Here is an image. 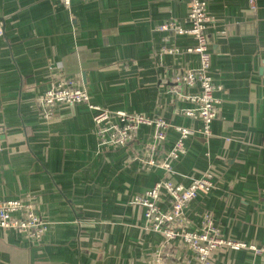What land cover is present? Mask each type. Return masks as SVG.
<instances>
[{
    "label": "crops",
    "instance_id": "0c3cea01",
    "mask_svg": "<svg viewBox=\"0 0 264 264\" xmlns=\"http://www.w3.org/2000/svg\"><path fill=\"white\" fill-rule=\"evenodd\" d=\"M253 3L205 0L218 112L210 135L184 138L167 170L161 162L174 129L157 140L143 124L127 145H101L87 103L58 104L45 117L39 100L57 81L72 82L104 109L200 129L198 114L184 113L195 102L182 96L200 86L172 81L199 66V54L185 51L197 41L158 28H188L187 0H71L69 8L61 0H0V199L32 202L46 224L34 240L0 227V264H159L164 237L134 195L159 180L187 186L206 173L213 186L189 201L183 229L200 230L209 214L223 237L247 244L214 249L210 264H264L248 247L264 246V0ZM168 199L161 189L162 210ZM168 259L195 264L178 239Z\"/></svg>",
    "mask_w": 264,
    "mask_h": 264
},
{
    "label": "built area",
    "instance_id": "2783aa9c",
    "mask_svg": "<svg viewBox=\"0 0 264 264\" xmlns=\"http://www.w3.org/2000/svg\"><path fill=\"white\" fill-rule=\"evenodd\" d=\"M63 5L70 7L71 0H61ZM250 4L254 6L253 0ZM188 19L190 26L185 28L175 22H168L158 26L159 29L172 30L177 33L191 34L196 39V45L187 48L186 52L199 54L200 64L195 68H187L176 73L174 82L187 86H200V92L196 94H183L182 96L195 102L194 108L185 109L186 115L198 114L202 126L197 131L178 125L167 123L164 118L150 117L138 113H130L121 109L108 110L98 105L91 104L87 92L72 82L57 81L52 84L39 100L40 111L43 116H51L58 104L87 103L94 113L92 120L96 135L101 145L122 146L134 140L140 125H148L154 128V138L163 140L168 128L174 129L178 137L172 148L168 151L161 162V166L170 169L169 160L177 158L183 153V139L198 132L203 136L211 133L210 124L218 112L219 99L214 95L217 86L208 74L210 64L209 44L207 28L213 22V17L206 12L205 0H187ZM2 31L0 30V34ZM164 52H178L175 49L164 48ZM154 145H149L151 151ZM1 149V145H0ZM144 163L151 165L153 160L148 158ZM213 186L211 175L206 173L200 177L193 178L189 185L174 184L168 179L156 181L143 193L134 195L133 202L144 207V217L148 226L160 232L164 239L155 257L159 264H167L168 257L172 251V241L175 239L187 246L193 253L195 264H210V253L221 246L233 249L247 247L242 241L223 237L219 230L213 225L212 218L206 214L201 221L200 230L183 229L185 220V208L199 192H208ZM165 189L169 195V209L162 210L158 204L160 190ZM22 215H17V214ZM0 227L15 229L25 234L32 240L38 239L46 227L34 210L32 202H23L19 199H0ZM255 252L264 255V246L249 244Z\"/></svg>",
    "mask_w": 264,
    "mask_h": 264
}]
</instances>
